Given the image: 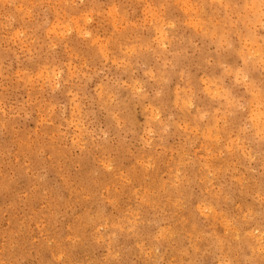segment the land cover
<instances>
[{"label": "clouds", "instance_id": "obj_1", "mask_svg": "<svg viewBox=\"0 0 264 264\" xmlns=\"http://www.w3.org/2000/svg\"><path fill=\"white\" fill-rule=\"evenodd\" d=\"M0 264H264V0H0Z\"/></svg>", "mask_w": 264, "mask_h": 264}, {"label": "rangeland", "instance_id": "obj_2", "mask_svg": "<svg viewBox=\"0 0 264 264\" xmlns=\"http://www.w3.org/2000/svg\"><path fill=\"white\" fill-rule=\"evenodd\" d=\"M51 18V17H50ZM110 30V29H109Z\"/></svg>", "mask_w": 264, "mask_h": 264}]
</instances>
